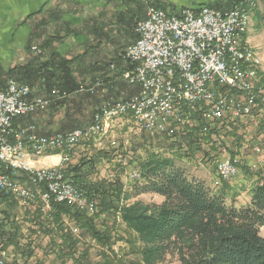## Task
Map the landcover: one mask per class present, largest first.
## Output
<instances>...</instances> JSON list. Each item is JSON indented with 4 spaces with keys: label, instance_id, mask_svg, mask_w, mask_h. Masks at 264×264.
Masks as SVG:
<instances>
[{
    "label": "built area",
    "instance_id": "obj_1",
    "mask_svg": "<svg viewBox=\"0 0 264 264\" xmlns=\"http://www.w3.org/2000/svg\"><path fill=\"white\" fill-rule=\"evenodd\" d=\"M247 2L228 12L202 7L172 14L149 8L136 26V41L124 52L132 68L122 77L139 91L127 100L106 102L84 128L41 135L36 125H15L16 120L48 109L64 95L56 89L36 95L29 85L10 80L0 90V197L14 199L22 209L39 201L43 212L51 211L55 202L95 213L96 203L66 174V166L79 144L110 134L120 120L112 119L115 109H124V117H130L141 131L168 138L194 125L197 121L192 113L198 111L207 124L204 132L223 120L255 119L257 114L264 120L259 103L264 101L261 65H256L241 36ZM100 86L98 81L91 88L80 89L94 93ZM53 151L61 153L60 163L38 166ZM261 152L255 149L256 154ZM23 174L29 182L17 178ZM139 174L134 170L130 177L137 180ZM239 174L237 159L226 157L219 162V182ZM3 221L0 210V225ZM72 232L76 234L78 229ZM8 258L0 237V264H7Z\"/></svg>",
    "mask_w": 264,
    "mask_h": 264
},
{
    "label": "trees",
    "instance_id": "obj_2",
    "mask_svg": "<svg viewBox=\"0 0 264 264\" xmlns=\"http://www.w3.org/2000/svg\"><path fill=\"white\" fill-rule=\"evenodd\" d=\"M243 1H248L247 10L256 11L257 21L264 26V0H238L235 5ZM152 5L159 9L154 3ZM136 25L137 23L133 31ZM124 52L120 59L124 60L126 67L118 74L121 78L124 71L132 68L131 63L124 59ZM76 61V58L67 59L60 55H52L49 62L39 68L38 73H42L45 69L46 82L44 83L48 89H60L70 95L82 86L75 76L76 70L73 64ZM48 67H53V70H49ZM31 69L32 64L12 69L9 75L13 79L10 80L33 86L34 84L24 80L30 78ZM112 70L117 72L115 67ZM106 75L108 74L103 77L105 78ZM130 87L133 86L130 85ZM85 95L90 96L89 93ZM200 113L199 111L192 113L193 120L197 121L194 126H186V131L178 133H182L192 142L190 148L192 153L198 149L205 151V137L221 135L226 128L238 125V121L223 120L209 126L208 131L204 132L206 125L199 116ZM27 117L16 120L15 125ZM194 146H197L196 150ZM217 147V144L213 145V149ZM53 152L60 154L59 151ZM205 154L208 155V153ZM220 161L219 159L218 163ZM88 163L81 161L75 166L67 164L66 174L72 176L76 185L96 203V209L100 207V214L117 215L128 231L135 234L136 241L140 244L136 254L141 257V264H161L169 255L176 257L179 264H264V237L260 235V230L264 229V172L254 173L249 172L251 171L249 167V169L245 166L241 168L246 177L257 180L253 185L251 204L237 208L227 203L224 193L210 187L206 181L188 172L184 167L176 165L173 159L155 153L139 164L141 179L137 180L131 193L124 191L120 180L88 182L87 175L82 171ZM17 178L23 183L29 182L25 174ZM222 187L225 185L222 184ZM141 195H156L162 197L163 202L133 201ZM4 203L11 210L16 209L15 205H18L14 199L2 196L0 205ZM29 210L33 212L31 214L33 218L36 217L39 222L35 225L44 234L57 233L63 238L64 243L72 242L65 227V220L75 222L80 229L87 232V235L104 244L110 241L109 236L97 229L94 218L75 207L63 203H52L51 211L47 212L51 220L47 219V221L54 222L56 231L50 229L46 221H42L44 212L41 210L39 201ZM1 212L6 217L5 222L3 221L0 225V237L4 248L12 247L16 253H23L28 259L32 258L34 252L31 243L25 249H22L23 246L19 244V236L22 232L15 220H12L13 227L7 230V220H11L9 210ZM52 244H54L53 241ZM30 264L33 263L30 262ZM37 264L40 263L37 262Z\"/></svg>",
    "mask_w": 264,
    "mask_h": 264
},
{
    "label": "crops",
    "instance_id": "obj_3",
    "mask_svg": "<svg viewBox=\"0 0 264 264\" xmlns=\"http://www.w3.org/2000/svg\"><path fill=\"white\" fill-rule=\"evenodd\" d=\"M237 1L0 0V90L5 88L10 79H13L10 78L9 71L14 68L32 64V74L30 78L24 80L34 84V87L44 86L46 71L44 69L42 73H38V70L49 62L52 55H60L67 59L76 58L77 61L74 62L73 67L82 76L80 79L78 72H75L79 83L82 84V81L85 80L83 82L85 86H93L100 81L103 88L98 89L95 94L83 97L82 101H76L74 94L67 96L64 101L51 108L52 114L46 116L43 113L44 118L42 117V119H40L42 115H33L30 116V119H28L29 117L21 119L22 121L20 120L21 123L18 125L26 127L25 124L35 123L40 129V134L45 135L64 133L73 128H84L88 124V122L83 123L84 115L88 109V113L91 114L94 109L97 111L108 101L117 102L129 99L137 93V89L139 91V87H130L128 82L118 76L126 67L120 56L128 46L136 41L137 35L133 31L135 24L146 18L149 8H155L153 3L160 10L178 14L185 8L200 9L202 7L228 12ZM256 17V11H251L249 29L243 38L244 42L251 47L258 39L261 27L264 29ZM256 45L260 44L256 43ZM30 48L32 49L30 50ZM113 66L117 72H113ZM48 69L53 70V67H48ZM105 74H108L106 79L103 77ZM108 79L109 81H107ZM240 122L241 120H238V124ZM85 143L91 144L90 142ZM82 146L80 147L83 148ZM96 146L101 149L99 145ZM75 155L80 157L79 153ZM102 159L97 158L98 164L95 165L99 167ZM245 159L250 160L251 158L248 156ZM43 160L51 161L49 167L57 165L61 161V153L52 152L51 155L40 161L38 166L47 167ZM250 161H245V164L251 172H254L256 166L252 165ZM79 163L80 160L77 158H73L71 161L74 166ZM91 165L92 163L89 162L84 166L82 170L84 174L87 175ZM209 174L208 176L207 173L206 175H193L203 179L212 187L214 175L212 174L211 178ZM237 177L238 181L229 183L227 181L225 187L219 192L224 193L226 200L230 199L229 204L237 208L249 206L252 202L254 181L257 179L251 180L246 175L245 179ZM87 179H89L88 175ZM150 196L158 198L157 203L163 202L162 197ZM0 208L1 211L9 210L11 213L6 203L0 205Z\"/></svg>",
    "mask_w": 264,
    "mask_h": 264
},
{
    "label": "rangeland",
    "instance_id": "obj_4",
    "mask_svg": "<svg viewBox=\"0 0 264 264\" xmlns=\"http://www.w3.org/2000/svg\"><path fill=\"white\" fill-rule=\"evenodd\" d=\"M246 13L248 15V22L244 27V30L241 31L242 38H244L247 34L250 24V12L247 10ZM256 43L260 45H256ZM246 45L248 48L251 47L247 43ZM251 48L257 52L258 56L262 60L260 68V85L264 87V29L262 27L258 39H256L254 46ZM77 72L81 79V74H79V71ZM83 82H85V80L82 81V86H80V88L88 89L89 87H93L92 85L85 86ZM30 87L36 91V95L40 96H45L52 90L56 89H48L46 85ZM102 88L103 87L101 86L96 88L94 93L86 92V90L82 91L80 89L73 94L77 99L76 101H82L83 97H86L84 93H89L92 95L95 94L98 89ZM56 90L60 91V93L63 94L65 98L67 96L73 95H67L64 93L65 91H61L60 89ZM64 97L52 102L48 109L39 111L33 115H42L45 113V115L48 116L52 114L51 108L64 101ZM259 103L260 108L264 109V101L260 100ZM99 109L97 111L94 109L93 111L95 113L92 111L91 114L88 113V109L87 113L84 115L83 123L88 122V124H90L93 114H96ZM88 115H91V117ZM43 116L44 115L40 116V119H42ZM255 117V119L247 118L241 120L240 124L237 126L234 125L231 128H226L225 132H223L221 135L219 134L218 136L212 135V137H205L204 150L207 152L198 149L195 153H192L190 150L192 142H190L187 137H184L182 133L178 134L174 138L151 136L144 131H141V129L138 128L130 119V117H122L113 124L111 132L108 136L101 138L96 137L89 141H85L90 142L91 144L89 145L85 142L79 144L74 149V154L72 153L70 161L67 164H71L73 158H77L80 160V162H91L92 165L87 171V175L89 176V179H87L88 182L96 183L97 181L101 180L105 182L109 180H120L124 191H129L131 193L132 187L135 185L137 180L141 179V175L139 174L138 179L135 180L134 178L130 177V174L134 170L140 172L138 169L139 164L142 161L150 158L151 154L155 153L159 156L173 159L176 162V165L184 167L192 174L199 176L201 174L206 175L207 173L208 176L210 173L209 176L211 178V175L213 174L214 179L212 187L219 192L223 188L222 184L225 185L224 183H226L224 181H218V166L216 167V165L219 164V159L221 161L226 157L237 159V164L241 171V173L238 175L240 179L241 177H243L242 179L246 178L244 172H242L241 169L244 166L248 168L247 164H245V161L248 162L251 160L250 162L252 165L256 166L254 173L258 171L264 172V120L259 116V114H257ZM30 118L31 117L28 119ZM33 125L36 124L31 122L29 124H25L26 127ZM205 125L207 124L205 123ZM241 129L244 131L242 132ZM39 130L40 129L38 128V133L40 134ZM184 130L186 131V128ZM83 144L86 146H82ZM214 144L218 145V147L215 149H213ZM96 145H99L101 149ZM257 147L262 151L259 154L255 153V149ZM194 148L196 150L197 146H194ZM76 153H79L80 157L76 156ZM205 153H208V155ZM248 156L251 158L250 160L245 159ZM97 158H103L99 167L95 165L98 164ZM43 163H45V166L49 167V163H51V161L43 160ZM96 173H98V175H96ZM98 178L100 179L97 180ZM232 181H238V177L229 180L228 183ZM136 200H141L146 203L158 202V198L150 195L138 196L133 201ZM227 203H230V199H228ZM15 207L16 209H10L11 220H7V230L13 227L12 220H15L16 225L22 232V234L19 236V244L23 246L22 249H25L26 246L31 243L34 256L28 259L23 253H16L12 247H9L6 248L9 251L7 264H30V262L33 264H37V262L40 264H141V257L139 254H136L140 244L136 241L135 234L128 231L126 226L120 221L117 215L112 213L100 214L99 206L97 207L95 213H88V215L94 218L97 229L110 237L108 244H104L96 238L90 237L87 235L85 230L80 229L78 225L71 220H65L64 223L65 227L67 228L68 235L70 234L69 236H71L72 242L75 243H64L63 238H61L57 233L51 232L49 234H44V232L41 231L37 225H35V223L39 222H37L36 217L33 218L34 216L31 215L33 212L31 213L29 209H22L18 205H15ZM3 216L5 222L6 217L4 214ZM43 219L44 220L42 221H46L45 223L50 226V229L56 231L57 228L54 222L47 221V219L51 220V218L47 216V212H44ZM73 228H77L78 233L74 234L72 232ZM260 235L264 237V229L260 230ZM52 241L54 244H52ZM161 264L179 263L176 257L169 255L166 257V261Z\"/></svg>",
    "mask_w": 264,
    "mask_h": 264
},
{
    "label": "bare ground",
    "instance_id": "obj_5",
    "mask_svg": "<svg viewBox=\"0 0 264 264\" xmlns=\"http://www.w3.org/2000/svg\"><path fill=\"white\" fill-rule=\"evenodd\" d=\"M247 18H248V15L247 13H245V15H242V28H241V31L244 30V27L247 25ZM247 46V45H246ZM248 50L251 51V53L253 54V59L256 60V65H261V59L260 57L258 56L257 52L252 49L251 47L248 48L246 47ZM124 117V109H115V111H112V119H120Z\"/></svg>",
    "mask_w": 264,
    "mask_h": 264
}]
</instances>
